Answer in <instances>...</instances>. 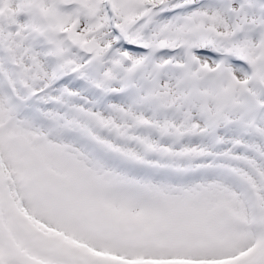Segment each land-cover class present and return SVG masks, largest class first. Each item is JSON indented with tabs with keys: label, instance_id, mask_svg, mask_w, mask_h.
I'll return each instance as SVG.
<instances>
[{
	"label": "snow or ice",
	"instance_id": "snow-or-ice-1",
	"mask_svg": "<svg viewBox=\"0 0 264 264\" xmlns=\"http://www.w3.org/2000/svg\"><path fill=\"white\" fill-rule=\"evenodd\" d=\"M0 264H264V0H0Z\"/></svg>",
	"mask_w": 264,
	"mask_h": 264
}]
</instances>
